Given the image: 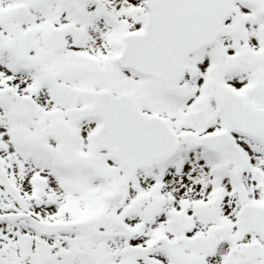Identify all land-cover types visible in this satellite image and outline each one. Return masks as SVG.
Returning <instances> with one entry per match:
<instances>
[{"label": "snow or ice", "instance_id": "obj_1", "mask_svg": "<svg viewBox=\"0 0 264 264\" xmlns=\"http://www.w3.org/2000/svg\"><path fill=\"white\" fill-rule=\"evenodd\" d=\"M0 264H264V0H0Z\"/></svg>", "mask_w": 264, "mask_h": 264}]
</instances>
